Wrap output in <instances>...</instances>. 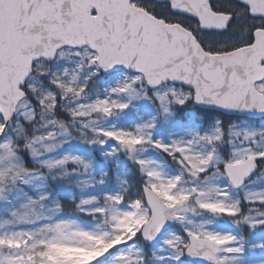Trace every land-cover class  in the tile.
<instances>
[{
	"label": "snow or ice",
	"instance_id": "snow-or-ice-1",
	"mask_svg": "<svg viewBox=\"0 0 264 264\" xmlns=\"http://www.w3.org/2000/svg\"><path fill=\"white\" fill-rule=\"evenodd\" d=\"M0 264H264V0H0Z\"/></svg>",
	"mask_w": 264,
	"mask_h": 264
}]
</instances>
